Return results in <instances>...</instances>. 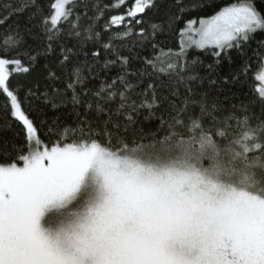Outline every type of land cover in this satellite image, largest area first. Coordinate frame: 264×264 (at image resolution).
<instances>
[{
  "label": "snow or ice",
  "instance_id": "snow-or-ice-1",
  "mask_svg": "<svg viewBox=\"0 0 264 264\" xmlns=\"http://www.w3.org/2000/svg\"><path fill=\"white\" fill-rule=\"evenodd\" d=\"M176 6L182 15L183 0ZM164 7V0H132L111 16L105 32L124 27L116 39H137L126 49L103 43L101 57L91 50L104 11L95 0H21L31 27L0 37V95L24 132L23 146L0 140V264H264V59L256 95L237 104L220 98L227 77L188 58L190 49H211L219 59L243 48L264 32V13L240 0L189 19L179 51L149 56L180 19H144ZM26 34L39 41L36 49L25 47ZM56 49L60 68L72 65L63 88L48 65L43 89L39 79L11 85ZM112 69L114 76L88 86ZM26 101L51 110L70 102L76 123L57 118L48 128L56 142L44 143ZM142 111L157 129L136 128Z\"/></svg>",
  "mask_w": 264,
  "mask_h": 264
},
{
  "label": "trees",
  "instance_id": "trees-1",
  "mask_svg": "<svg viewBox=\"0 0 264 264\" xmlns=\"http://www.w3.org/2000/svg\"><path fill=\"white\" fill-rule=\"evenodd\" d=\"M21 0H0V20L6 19V23H0V37H3L9 29L19 27L22 33H27V29L31 27L28 24L29 16L31 15L30 10H20L19 4ZM46 2V0H45ZM96 3L100 5L103 11V18L99 21L96 31L101 33V39L96 41V48L91 50L99 49L101 57H106V53L101 46L103 43L112 42L114 47L117 48H127L132 40L137 39V37H130L128 41H121L116 39L117 33H123L126 29L124 27L112 28L110 31L105 32L104 27L107 24L111 16L121 15L126 11V8L131 5L132 0H128V3L124 7L113 8L112 5L116 0H95ZM160 0H158V3ZM240 2V0H183V5L185 6V12L181 15L179 9L176 6V0H164V9L157 14L156 10L153 9L151 12L144 17L146 21H160L167 20L171 15H177L180 17L179 22L173 23L172 27L168 28L163 36L160 37L159 47L155 53L149 48L147 54L149 56L159 55L161 58H166L169 50L172 52L179 51L181 37L179 36L180 29L184 27V21L189 19L207 18L213 15L216 11H219L225 6H229L233 3ZM255 5L259 11L264 13V0H254ZM209 4L213 5L209 7ZM203 6V7H200ZM15 10L19 14H14ZM127 23V22H126ZM148 27L146 23L144 25ZM134 31H138V27H133ZM37 30L32 28V32L35 33ZM24 39L26 41L25 47H32L36 49L39 46V41L36 40L35 36L25 35ZM261 41H264V32L256 33L253 38L246 44L243 48H233L219 59L212 55V50L208 49L206 51L190 49L188 53V58L191 60L193 57L198 58L203 65H214L215 66V77L219 80H223L225 77L228 78L229 83L223 89V95L221 99H224L226 95L228 97L229 103H239L241 100H246L252 95H256V88L259 82L255 80V74L257 72L258 65L261 59H264V47H261ZM93 42H89V46ZM21 54L24 59L23 62L27 64V54L21 50ZM16 52H10L9 56H15ZM59 49H56L50 55H39L36 60V71L27 74H14L11 78V85L16 86L18 84H34L37 79L41 81L40 87L43 89L46 85L43 77L47 75L44 66L48 65L50 70L56 71L57 75L62 76L63 79L59 83V87L63 88L65 82L67 81V68L72 65L69 64L66 68L61 69L59 66ZM79 60L83 62L84 56L80 55ZM103 63V60L100 61ZM87 71V70H85ZM118 69H112L108 72L101 73L96 81L89 84V87L94 88L100 79L105 76L111 77L116 74ZM233 76H238V80H233ZM148 80H145L141 88H147ZM139 91V90H138ZM69 97L71 93L69 92ZM135 95V93H133ZM21 99H23L24 93L20 94ZM115 106V105H113ZM25 110L29 113L31 118L36 122V126L39 129L41 139L44 143L51 144L55 143L57 137L55 135H50L48 132L49 125L56 120L60 119L61 123H66L69 125L75 124V118L72 114V105L69 102L66 106H62L58 110H51L48 106L41 104L38 101H33L31 104L29 102L24 103ZM147 111H142L140 113L139 120L136 124V128H143L144 130H155L159 127L158 121H146L144 119L147 116ZM159 115V112H157ZM68 134L71 138V130L69 129ZM15 140V142L21 146L24 144V132L22 126L12 119L10 115V110L6 107L5 97L0 95V140L2 139ZM76 138H79V133L77 132ZM129 138L132 139L133 133L129 132Z\"/></svg>",
  "mask_w": 264,
  "mask_h": 264
},
{
  "label": "rangeland",
  "instance_id": "rangeland-1",
  "mask_svg": "<svg viewBox=\"0 0 264 264\" xmlns=\"http://www.w3.org/2000/svg\"><path fill=\"white\" fill-rule=\"evenodd\" d=\"M199 25L197 24V27H198Z\"/></svg>",
  "mask_w": 264,
  "mask_h": 264
}]
</instances>
